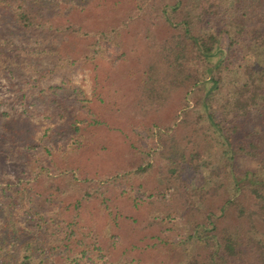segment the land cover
<instances>
[{
	"label": "trees",
	"instance_id": "1",
	"mask_svg": "<svg viewBox=\"0 0 264 264\" xmlns=\"http://www.w3.org/2000/svg\"><path fill=\"white\" fill-rule=\"evenodd\" d=\"M126 2L125 17L91 26L45 16L29 0H0V72L36 80L9 105L44 100L66 117L59 130L68 136L61 147L58 128L47 131L32 150L26 121L0 110V264H264V0ZM137 26L135 97L121 102L109 88L99 106L141 113L147 146L132 152L135 164L91 176L72 162L85 144L73 118L95 108L58 85L45 94L41 65H116L125 54L109 55L108 44L124 48ZM69 38L83 48L54 43ZM125 225L156 233L146 248L163 257L121 246Z\"/></svg>",
	"mask_w": 264,
	"mask_h": 264
},
{
	"label": "rangeland",
	"instance_id": "2",
	"mask_svg": "<svg viewBox=\"0 0 264 264\" xmlns=\"http://www.w3.org/2000/svg\"><path fill=\"white\" fill-rule=\"evenodd\" d=\"M127 0H29V3L35 9L41 10L43 15L53 17L59 21H67L73 19L91 26L105 25L109 18L125 17L128 8ZM111 10V11H110ZM106 20V21H105ZM143 27L137 26L125 37V47H117L114 49L110 44L109 55H123L125 59L116 65H111L105 61L91 62L89 64L75 66L74 68L60 71L52 67L48 63H43V69H48L42 73L40 86L45 94L51 92L55 86H61L69 90L73 94L76 103L84 98L90 99L93 109L88 110V114L75 115L73 120L78 121L81 127L80 134L84 135L85 144L80 153L73 156L72 162L77 166H81V170L88 175L96 176L98 173H115L125 167L135 164L137 156L133 155V151L139 146H147V133L139 124V120L143 119V115L136 110H102L100 104H104L107 90L115 89L118 96L122 98L121 102L127 100L132 101L135 97L138 82L137 72L142 67L139 62L140 50L143 49L142 43ZM37 37H21L22 43H32ZM54 43H61L68 49L77 52L83 48L82 42L77 39L55 40ZM121 59V58H120ZM36 81L29 75L12 76L0 72V110H10L9 101L16 98L20 92V86H26L28 82ZM52 87V88H51ZM58 88L62 93L63 89ZM35 107H22L18 105L15 112H11L10 121L13 123L26 121L27 128L31 131L33 145L32 150L41 149V136L47 131L58 130L54 135V142L57 146L65 147L68 140L66 132H62L59 128L64 123L62 114L58 115V110L45 109L44 100L33 99ZM26 108V109H25ZM18 110V111H17ZM67 116V115H66ZM147 122H149L147 120ZM22 124V123H21ZM24 126V124H23ZM81 139V138H80ZM8 169L7 171H9ZM5 171V172H7ZM14 176H18L16 170H12ZM8 175V174H6ZM144 197L142 193L137 194ZM71 203V202H69ZM123 211L129 210V214L143 217L144 210L132 212L131 206L123 203ZM50 209L59 210L56 205ZM90 209L94 212L98 209L97 203H92ZM147 211V210H146ZM57 213V212H56ZM128 213V212H127ZM98 214V212H97ZM99 215V214H98ZM107 214L104 216L106 219ZM102 218L101 215H99ZM110 216V215H109ZM131 221V220H130ZM125 242L121 246H127L134 253L143 259L160 260L163 257L160 251H155L150 247L154 241V234L150 229L140 230L141 234H134L131 228L125 225ZM132 231V232H131ZM169 232H167V235ZM179 234V233H178ZM175 235V239H180V234Z\"/></svg>",
	"mask_w": 264,
	"mask_h": 264
}]
</instances>
